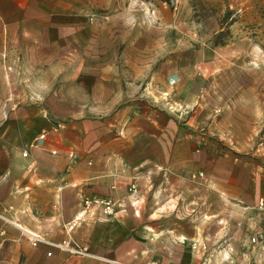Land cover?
<instances>
[{
	"label": "crops",
	"instance_id": "obj_1",
	"mask_svg": "<svg viewBox=\"0 0 264 264\" xmlns=\"http://www.w3.org/2000/svg\"><path fill=\"white\" fill-rule=\"evenodd\" d=\"M13 3L9 5L22 15L38 5L33 0ZM46 9L42 21L21 17L19 30L39 37L33 42L43 53L58 37L72 34V41H77L82 28L75 16L66 9L60 15L50 5ZM5 30L10 32L7 26ZM25 44L28 55L23 58L29 63L33 45ZM5 47L4 58L14 59L13 41ZM48 55L53 61L51 47ZM88 77L80 70L74 74ZM17 78L16 71L0 66V264H264V249L251 242L264 224L258 209L264 199V162L255 156L260 157V149L255 146L252 104L211 107L201 121L206 132L200 138L202 148L178 159L176 131L163 134L168 140L162 141L160 120L153 134L128 149L115 147L111 137L103 142L88 131L83 134L86 121L81 110H112V89L79 84L72 102L63 94L47 93L45 105H33L27 90L17 86ZM191 82L187 70L173 76L175 103L187 111L197 94ZM82 89L89 102L76 97ZM206 91L209 87L201 93ZM42 133L45 139L39 141ZM145 137L152 144L147 149ZM185 138L187 144L190 136ZM197 172L200 176L193 181L190 175ZM87 196L114 202L112 215L92 208L75 223L73 242L89 254L54 248L51 244L65 238V226ZM30 234L44 241L34 244Z\"/></svg>",
	"mask_w": 264,
	"mask_h": 264
},
{
	"label": "rangeland",
	"instance_id": "obj_2",
	"mask_svg": "<svg viewBox=\"0 0 264 264\" xmlns=\"http://www.w3.org/2000/svg\"><path fill=\"white\" fill-rule=\"evenodd\" d=\"M10 1L26 2L0 0V66L18 73L17 86L27 90L26 98L33 105H45L47 93L63 94L72 102L79 84L108 87L113 92V109L81 110L86 121L83 134L88 131L87 135L103 142L111 137L115 147L128 149L139 138L153 134L160 120L162 141L168 140L163 134L176 131L172 138L178 141L175 154L180 159L202 148L200 138L206 132L201 121L211 107L252 104L255 146L260 149V157L255 156L264 162V0H33L38 5L23 15ZM49 5L60 15L63 9L74 15L82 31L75 42L72 34L58 37L43 53V47L33 42L39 37L20 31L19 20L26 16L42 21L46 18L42 11ZM8 40L13 41L11 52L16 56L10 61L3 56ZM25 42L33 45L29 63L23 58L28 55ZM49 47L55 51L51 62ZM79 70L89 77L74 78ZM179 70L189 72L192 91L197 92L188 111L175 103L172 81ZM205 87L209 91L201 93ZM83 93L82 89L76 97L81 103L89 102ZM95 121L98 125L92 127L90 122ZM185 136H190L187 144ZM145 138L147 149L152 144ZM197 176L199 172L190 175L193 181Z\"/></svg>",
	"mask_w": 264,
	"mask_h": 264
},
{
	"label": "built area",
	"instance_id": "obj_3",
	"mask_svg": "<svg viewBox=\"0 0 264 264\" xmlns=\"http://www.w3.org/2000/svg\"><path fill=\"white\" fill-rule=\"evenodd\" d=\"M45 139V133H42L38 136V140L42 141ZM82 209L81 211L65 226V238L58 243H52L51 245L62 251L67 252L77 256H87L89 254L88 250L84 246H77L73 242L72 230L75 226V223L86 213H88L92 208L101 209L102 213L106 216L112 215L114 213V202L110 199L99 198V197H83L81 200ZM258 209L264 214V199L259 200ZM32 243L39 241H44L42 238L35 234H30ZM252 243H259L261 248L264 249V224L257 231L256 235L251 238ZM49 254V253H48ZM147 264H156L153 261L148 262Z\"/></svg>",
	"mask_w": 264,
	"mask_h": 264
}]
</instances>
